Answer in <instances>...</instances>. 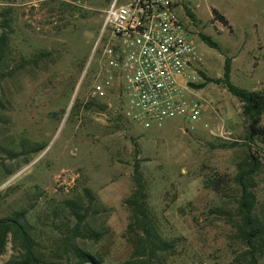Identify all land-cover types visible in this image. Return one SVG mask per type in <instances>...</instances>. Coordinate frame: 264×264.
Masks as SVG:
<instances>
[{
    "label": "rangeland",
    "instance_id": "374dc122",
    "mask_svg": "<svg viewBox=\"0 0 264 264\" xmlns=\"http://www.w3.org/2000/svg\"><path fill=\"white\" fill-rule=\"evenodd\" d=\"M60 1L0 0V34L4 11L11 19L0 60V216L30 207L27 219L33 223L47 207L79 197L88 187L108 209L92 214L88 223L106 232L97 243H78L103 254L110 264L123 260L131 247L127 225L132 214L124 200L136 191L137 147L147 203L162 235L178 238L167 264H248L235 231L221 215L210 213L215 207L235 212L232 177L247 151L241 145V103L208 83L201 91L207 102L193 128L173 118L149 128L128 120V129H118L111 110L86 108L107 36L103 21L110 0H71L80 7L72 18H61ZM187 1L195 15L188 28L204 74L220 77L229 57L232 84L247 90L264 86V0ZM211 9L225 16L231 31L212 19ZM199 33L214 39L223 52L208 47ZM39 51L48 54L33 62ZM105 101L117 105L113 95ZM216 128L229 131L240 144L215 148L220 138L212 134ZM35 147L40 149L28 152ZM262 163L255 180L257 208L264 215V147ZM217 176L224 196L204 186L207 178ZM36 224L47 238L48 226ZM16 256L9 236L0 264Z\"/></svg>",
    "mask_w": 264,
    "mask_h": 264
},
{
    "label": "trees",
    "instance_id": "16d2710c",
    "mask_svg": "<svg viewBox=\"0 0 264 264\" xmlns=\"http://www.w3.org/2000/svg\"><path fill=\"white\" fill-rule=\"evenodd\" d=\"M79 8L71 3V0H62L58 12L61 18H72L78 14ZM4 12L1 21L3 31L0 34V60L7 49V29L11 26L8 12ZM211 13L213 20L220 22L231 31V26L224 15L216 9H211ZM187 14L190 19L195 20L193 12L187 10ZM198 37L208 47L223 52L210 36L199 33ZM47 54V52L39 51L31 60L37 62ZM230 71L231 58L225 57L221 76L208 77L201 71L204 81L198 85V87H204L208 83H213L234 96L241 103V115L245 122L241 145H244L247 151L245 157L236 163V171L232 177V184L236 187L235 212L215 207L210 210V213L221 215L235 231L237 238L246 248L244 256L248 264H264V215L257 208L255 180L263 166L264 86L251 90L235 86L230 80ZM95 105L101 110L106 107L103 102L90 99L86 103V108ZM71 112H73L72 108L69 113ZM128 120L118 114L115 116V125L118 129H128L130 125ZM218 139L219 143L214 146L215 148H232L240 144L238 141ZM28 149L30 153L40 148ZM138 152L137 147H134L132 178L136 191L124 200V203L132 210L131 221L127 225V233L131 240L130 252L126 258L113 264H167L166 255L176 247L178 238L164 237L158 227L156 216L147 203L137 159ZM218 180V176L207 178L204 186L223 195L224 189ZM29 208L21 207L0 216V255L5 250L9 236L17 247V256L5 264H110L103 254L84 249L78 243V239L97 243L106 232V229H96L88 223V218L92 214L108 211L91 189L83 187L81 196L64 198L53 206L47 207L42 212L43 218L38 214L33 223L27 219ZM179 210L183 211V207ZM38 222L48 226L50 235L47 238L43 237V231L36 224Z\"/></svg>",
    "mask_w": 264,
    "mask_h": 264
},
{
    "label": "built area",
    "instance_id": "2783aa9c",
    "mask_svg": "<svg viewBox=\"0 0 264 264\" xmlns=\"http://www.w3.org/2000/svg\"><path fill=\"white\" fill-rule=\"evenodd\" d=\"M187 10L193 12L187 0H110L90 99L144 128L173 118L193 128L207 99L201 94L204 87H198L204 81L202 57ZM108 95L117 105L105 101ZM210 109L216 113L211 104ZM212 134L237 141L220 128Z\"/></svg>",
    "mask_w": 264,
    "mask_h": 264
}]
</instances>
